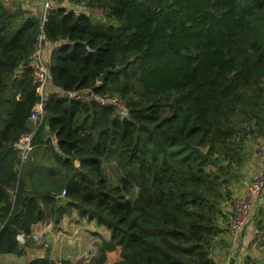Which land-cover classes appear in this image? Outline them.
I'll return each mask as SVG.
<instances>
[{
  "label": "trees",
  "instance_id": "obj_1",
  "mask_svg": "<svg viewBox=\"0 0 264 264\" xmlns=\"http://www.w3.org/2000/svg\"><path fill=\"white\" fill-rule=\"evenodd\" d=\"M56 2L45 32L58 43L52 93L34 136L40 164L53 168L43 174L16 147L41 98L26 65L39 16L0 1V254L24 255L30 242L18 235L74 208L109 230L96 264L117 247L113 264H217L244 143L264 136V0ZM68 3L104 8L106 20ZM88 89L119 97L123 110L65 95Z\"/></svg>",
  "mask_w": 264,
  "mask_h": 264
},
{
  "label": "crops",
  "instance_id": "obj_2",
  "mask_svg": "<svg viewBox=\"0 0 264 264\" xmlns=\"http://www.w3.org/2000/svg\"><path fill=\"white\" fill-rule=\"evenodd\" d=\"M40 1L41 0H17L10 7L16 8L19 4L32 14L39 16L41 12ZM15 3H17V6H15ZM55 5H57L56 1ZM69 5H71V3L66 4V7ZM57 44L56 42L45 43L43 58L48 64L52 50ZM30 126L32 127L33 124ZM257 139L258 141H264V136H260ZM52 141L55 143L54 139H52ZM32 155L31 160L34 163L33 168L39 166V172L43 174H48L53 171L52 167H47L48 164H40L41 157L44 155L43 150L40 152H35L34 150ZM256 163L255 165L250 163L245 155L243 156L242 168H240V173L242 175L239 177L237 175L234 180L235 183H246L247 186L243 189V193L246 192L250 183V181L248 182L246 180L250 173L253 175L262 167L263 163L260 156ZM75 165L78 166L79 161L76 160ZM234 191L236 190H233V195ZM59 200L64 201L62 198H59ZM228 209L230 213H226L227 219L225 225L222 223L221 226L222 228L226 227V230L217 236L213 248L217 264H264V188L260 194L256 196L246 224L236 237H234L230 231L229 219L232 209L230 206ZM33 233H38L42 241H35L33 239ZM21 235V243L30 242L26 253L22 256L11 253L0 254V262L2 264H28L32 259L39 257L51 259L66 258L78 264H85L81 258L85 256V253L88 254L97 250L93 248V246L97 245L102 238L109 237V230L103 225H97V223L94 220H90L88 216L80 215L76 209L73 208L71 213L64 214L58 223L54 220H49L34 224L31 234L28 237H25L22 233ZM120 250L121 248L117 247L115 250L107 252L108 257L105 264H113L117 261L120 258Z\"/></svg>",
  "mask_w": 264,
  "mask_h": 264
},
{
  "label": "built area",
  "instance_id": "obj_3",
  "mask_svg": "<svg viewBox=\"0 0 264 264\" xmlns=\"http://www.w3.org/2000/svg\"><path fill=\"white\" fill-rule=\"evenodd\" d=\"M5 7H10L17 0H0ZM56 0H41V12L39 15V36L38 41L35 45V49L33 54L29 59H27L26 65L31 68L34 80L37 83V90L40 93V100L37 102L35 107L33 108V112L31 115V120L34 118L36 121L35 125L30 131L23 134L20 138L18 145L16 146L20 152V162L24 163L28 159V152L33 150L34 148V136L39 125V122L43 119L46 113V102L49 98L50 93H52L51 84L53 83V75L50 69V64L45 62L43 58L45 42L46 40V26L49 22L50 15L52 10L56 7ZM69 9H73L75 13H82L83 11L87 12L88 15L93 16L95 19L101 21L106 20L107 11L101 7L91 8L88 4L85 3H76L70 5ZM83 8V9H82ZM47 41V40H46ZM48 42V41H47ZM93 89H88L86 91H73L68 92V96H72L78 99H96L99 100L102 104H110L116 105L118 109L120 106V98L117 96H110L108 94L100 95L96 94ZM59 92L62 94L61 90ZM67 93V92H66ZM123 110V109H120ZM257 152L262 161V167L260 170L255 172L250 180L248 188L245 193L233 198L230 200L229 206L231 207V217L229 219V227L230 231L234 237H236L245 226L246 221L250 215L251 208L253 206V202L255 201L256 196L260 194V192L264 188V141H258L256 145ZM66 195V190L64 189L60 198H64ZM11 198H15V191L11 190ZM44 222V221H43ZM43 222H38L43 223ZM2 226V222H0V227ZM20 241H22V235H18ZM33 239L35 241H40L41 237L38 233H33ZM96 254H91L86 262H89L90 257H95Z\"/></svg>",
  "mask_w": 264,
  "mask_h": 264
},
{
  "label": "rangeland",
  "instance_id": "obj_4",
  "mask_svg": "<svg viewBox=\"0 0 264 264\" xmlns=\"http://www.w3.org/2000/svg\"><path fill=\"white\" fill-rule=\"evenodd\" d=\"M76 4V3H75ZM71 5H73V4H71ZM15 6H17V3H15ZM13 7V6H12ZM68 7H70V5L68 6ZM83 9V8H82ZM94 18V17H93ZM36 121V119H32L31 120V122H30V125H32L33 124V126L31 127V128H33L34 127V125H35V122ZM257 143H258V139L257 138H254V137H252V136H249V137H247V139H246V142L244 143V146H243V152H244V155H245V157H246V159H248V161L250 162V163H252V164H257L256 162L258 161V159H259V156H258V152H257V149H256V145H257ZM33 150H34V148H33ZM33 150L31 151H29L28 152V159H29V157H30V155H31V153L33 152ZM27 159V160H28ZM76 163H78V162H76ZM224 164H225V169L224 170H226V171H224L225 173H228V174H230V175H233L234 176V174H233V171H234V168L232 167V166H228V164H227V162H224ZM107 165V168H106V171H107V173H108V175H110L111 176V178L114 180V181H116L117 179H118V177H119V175H120V170L116 167V164H115V162H112V163H108V164H106ZM242 168V167H241ZM206 169L207 170H213V171H217L218 170V166L217 165H212V164H209V163H207V165H206ZM242 174L240 173V170H239V173H238V177L239 176H241ZM249 175V174H248ZM251 176H252V173H250V175L248 176V178L246 179L248 182L250 181V179H251ZM237 177V178H238ZM234 180V179H233ZM245 180V179H244ZM236 185H237V189H236ZM247 185H246V183H244V182H238V183H233L232 184V186H231V188L233 187V190L235 189L236 191H234V195H232V197L233 198H235V197H237V196H239L240 194H242L243 193V189H245V187H246ZM232 198V199H233ZM231 209H232V204H231ZM95 221V220H94ZM96 222V221H95ZM103 226H105V225H103ZM106 227V226H105ZM107 228V227H106ZM40 236V235H39ZM41 237V236H40ZM42 241V238H41V240L40 241H38V242H41ZM100 243V242H99ZM99 243H97V245H94L93 246V248H95V249H97V250H94L93 252H91V253H88V254H86L85 253V256L83 257V258H81V259H83V261L85 262V264H96V260H97V257H98V255H99V249H100V244ZM92 248V247H91ZM93 253H95L96 254V256L95 257H90V259H89V262H86L87 261V259L88 258H86V257H89L91 254H93ZM81 256V255H80ZM64 259H66V258H64ZM69 260H71V259H69ZM73 261V260H72ZM76 263V262H75ZM78 264V263H77Z\"/></svg>",
  "mask_w": 264,
  "mask_h": 264
},
{
  "label": "water",
  "instance_id": "obj_5",
  "mask_svg": "<svg viewBox=\"0 0 264 264\" xmlns=\"http://www.w3.org/2000/svg\"><path fill=\"white\" fill-rule=\"evenodd\" d=\"M119 70H120V67H117V68H106L104 70V72L98 77V81L102 82L107 77L109 72H117ZM65 95L68 96L69 93L67 92Z\"/></svg>",
  "mask_w": 264,
  "mask_h": 264
},
{
  "label": "clouds",
  "instance_id": "obj_6",
  "mask_svg": "<svg viewBox=\"0 0 264 264\" xmlns=\"http://www.w3.org/2000/svg\"><path fill=\"white\" fill-rule=\"evenodd\" d=\"M66 94V93H65ZM31 129V128H30ZM35 145V144H34ZM35 147V146H34Z\"/></svg>",
  "mask_w": 264,
  "mask_h": 264
}]
</instances>
